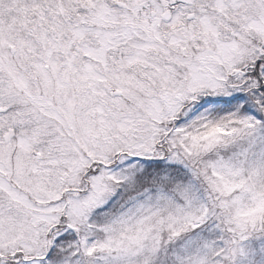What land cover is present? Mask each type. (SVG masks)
Segmentation results:
<instances>
[{
    "label": "snow or ice",
    "instance_id": "6c2138e0",
    "mask_svg": "<svg viewBox=\"0 0 264 264\" xmlns=\"http://www.w3.org/2000/svg\"><path fill=\"white\" fill-rule=\"evenodd\" d=\"M0 264H264V0H0Z\"/></svg>",
    "mask_w": 264,
    "mask_h": 264
}]
</instances>
